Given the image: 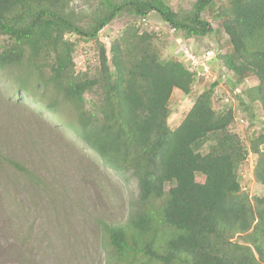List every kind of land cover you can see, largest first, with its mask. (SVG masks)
Returning a JSON list of instances; mask_svg holds the SVG:
<instances>
[{"label":"trees","instance_id":"obj_1","mask_svg":"<svg viewBox=\"0 0 264 264\" xmlns=\"http://www.w3.org/2000/svg\"><path fill=\"white\" fill-rule=\"evenodd\" d=\"M71 1L0 0V70L27 71L18 77L17 92L28 95L32 83L41 92L38 99L37 91L31 94L32 103L56 119L59 104L67 105L74 119L64 125L75 138L104 169L135 179L134 213L124 225L101 224L115 254L141 255L157 264H264V195L251 199L238 175L254 156L252 176L264 188V123L244 146L230 130L231 109L213 108L214 82L171 129L172 92L188 96L195 75L179 61L162 59L155 35L133 25L111 41L108 51L98 39L122 12L138 19L154 12L188 39L205 37L212 28L201 14L216 0H196L182 16L167 0H104L87 28L75 20ZM215 18L231 47L221 58L224 68L238 85L256 78L258 84L246 90V97L264 111V0H226ZM67 35L96 45L94 67L75 70L76 45ZM48 92L52 97L46 104L43 93ZM197 174L203 182L196 181ZM164 230L170 232L165 240ZM159 239L163 253L157 250Z\"/></svg>","mask_w":264,"mask_h":264},{"label":"rangeland","instance_id":"obj_2","mask_svg":"<svg viewBox=\"0 0 264 264\" xmlns=\"http://www.w3.org/2000/svg\"><path fill=\"white\" fill-rule=\"evenodd\" d=\"M102 1H71L69 8L79 26L87 28L103 10ZM225 1H214L201 14L202 20L212 28L205 37L188 39L181 31L172 32L154 12L145 17L147 26L137 24L138 18L122 12L100 31L98 39L108 51L111 41L124 28L133 25L141 32L155 35L162 59L179 61L185 67L188 66L181 51H192L200 58L212 49L214 55L208 61L209 80L196 79L188 96L173 90L168 104V124L171 129L177 127L197 95L216 82L213 108L216 112L231 109L234 123L230 130L247 146L249 135L261 133L264 111L257 103L248 104L246 97V90L258 84L256 78H248L238 85L222 64L221 58L231 47L215 13ZM195 2L167 0L170 8L181 16L188 13ZM67 38L76 45L75 70L83 72L94 67L96 45L74 35ZM19 76L26 77L27 71L0 70V264H157L149 263L141 255L118 257L101 230L102 223L124 225L137 209L135 179L104 169L98 157L75 138L64 125L74 119L67 105L59 104L56 119L32 103L31 94L37 91L32 83L28 95L17 92ZM40 93L36 92V99ZM16 95H21L22 99ZM43 97V102L48 104L52 93H43ZM9 161L25 168L34 178L16 170ZM254 161L255 157H250L238 172L241 189L251 199L264 195V188L252 176ZM203 180L202 175H196L197 182ZM156 204L158 202L155 207ZM169 235V230H164L161 239ZM163 240L159 239L157 245L162 253ZM137 242L140 245L141 240Z\"/></svg>","mask_w":264,"mask_h":264},{"label":"built area","instance_id":"obj_3","mask_svg":"<svg viewBox=\"0 0 264 264\" xmlns=\"http://www.w3.org/2000/svg\"><path fill=\"white\" fill-rule=\"evenodd\" d=\"M146 18L139 19L137 21V24H142L143 26H147ZM175 31L172 29V32ZM148 32V31H147ZM181 54L185 56L186 60V69L189 72L194 73L196 79H208L210 78V72H209V65L208 60L214 55L213 50H208L203 53V55L199 58L197 55L193 54L192 51L184 50L181 51ZM250 159L247 158L246 162ZM245 164V163H244Z\"/></svg>","mask_w":264,"mask_h":264},{"label":"clouds","instance_id":"obj_4","mask_svg":"<svg viewBox=\"0 0 264 264\" xmlns=\"http://www.w3.org/2000/svg\"><path fill=\"white\" fill-rule=\"evenodd\" d=\"M212 57H213V56H212ZM212 57H211V58H212ZM211 58H210L208 61H210V60H211ZM208 65H209V64H208ZM184 67H185V66H184ZM185 68H186V67H185ZM209 68H210V67H209ZM186 70H187V69H186ZM210 70H211V69H210ZM190 73H192V72H190ZM193 74H194V73H193ZM195 79H196V77H195Z\"/></svg>","mask_w":264,"mask_h":264}]
</instances>
